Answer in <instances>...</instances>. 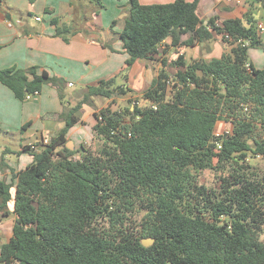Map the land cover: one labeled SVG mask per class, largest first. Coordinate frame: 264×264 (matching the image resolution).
<instances>
[{"label": "trees", "instance_id": "trees-1", "mask_svg": "<svg viewBox=\"0 0 264 264\" xmlns=\"http://www.w3.org/2000/svg\"><path fill=\"white\" fill-rule=\"evenodd\" d=\"M200 1L128 0L121 32L128 58L118 75L125 77L136 60L157 55L167 38L174 46H194L218 35L230 49L210 60L186 62L182 55L163 60L142 92L147 105L96 111L93 128L105 141L100 154L86 146L56 149L80 120L76 112L83 104L135 94L118 84V75L89 85L70 106L64 80L46 70L0 69V82L19 100L54 84L67 123L48 143L23 147L33 160L17 175L14 195V182L0 181V214L16 216L13 236L0 244V264H264V174L252 176L247 164L252 154L264 156V140L257 138L264 127V68L249 58V49H264V41L248 14L220 23L213 16L204 23ZM76 21L51 19L65 40ZM222 118L231 122L232 132L217 137ZM227 164L218 189L198 183L200 171H223ZM148 237L155 241L146 247L142 239Z\"/></svg>", "mask_w": 264, "mask_h": 264}, {"label": "crops", "instance_id": "crops-1", "mask_svg": "<svg viewBox=\"0 0 264 264\" xmlns=\"http://www.w3.org/2000/svg\"><path fill=\"white\" fill-rule=\"evenodd\" d=\"M100 1L104 5L102 8L91 0H0V69L38 66L39 70H46L50 76L63 79L64 90L75 88L68 95V104L74 106L89 85L120 74L128 58L121 32L125 27L129 2ZM139 1L142 4H153L174 0ZM78 5H81L79 12L76 11ZM107 11L113 14L110 22L103 20L102 15ZM198 14L204 23L213 16H218L220 23L225 19L243 18L248 14L257 26L264 25V0H201ZM36 17L41 20L37 21ZM53 17L68 23L77 19V25L68 40L56 35V25L51 22ZM7 20H12L14 25L9 26ZM18 20L21 22L17 23ZM114 20L116 22L112 27ZM259 33L264 41V29L259 30ZM215 38L207 45L196 43L194 46H174L172 39L167 38L161 43L157 55L148 60H136L127 69L126 76L121 75L124 80L118 84L125 83L137 96V93H142L151 85L163 66V60L170 62L179 55L186 62L198 58H220L230 47L220 36L216 35ZM105 42L113 49L106 47ZM205 46L208 49H204ZM249 58L255 67L264 68V53L260 49L250 48ZM133 96L131 93L116 94L107 100L98 101V98H94L90 104H83L76 112L80 120L66 134L64 148L73 151L82 146H94L97 141L93 128L97 122L94 113L107 106L115 109L122 100ZM114 100H117L116 103ZM63 111L64 104L57 87L52 83H46L41 92L19 100L9 87L0 82V162L4 159L6 164L3 168L0 166V181L14 182L12 195L15 193L17 175L33 160L30 153L22 150L23 147L44 139L50 140L58 134L67 124L61 115ZM225 127L230 126L220 119L215 131ZM9 208L13 210V202L9 203ZM15 222L16 216L13 213L6 217L0 214V244L5 243L1 241L3 237L7 238V242L11 239Z\"/></svg>", "mask_w": 264, "mask_h": 264}, {"label": "rangeland", "instance_id": "rangeland-1", "mask_svg": "<svg viewBox=\"0 0 264 264\" xmlns=\"http://www.w3.org/2000/svg\"><path fill=\"white\" fill-rule=\"evenodd\" d=\"M18 14H23V13H18ZM41 15L43 16V13ZM112 15L113 14L110 13V11L105 12L102 15L103 20H105V22L112 21V20H110L111 19L110 17H113ZM204 49H208V47L205 46ZM256 49H260L264 53V49L262 47H256ZM200 52H203V50L200 49ZM191 60H189L188 62H190ZM169 70L172 74H174L176 72V68L171 67V66H169ZM122 80H124V77H122L121 75H118V77H117L118 83H120ZM64 91H65L64 94H65L66 98H69L68 95L71 94L72 92H74L75 88H66V90H64ZM96 98H98V101L107 100L106 98H103V97H96ZM114 101L116 103L117 100H114ZM134 102H136V104L139 106L147 105V102H146V100H144L142 93H139V94L137 93V96L134 94V96L128 100H122L120 103H118V105L115 107V109H119V108L123 109L126 106H132V104ZM221 121L231 127L230 121H226L223 118L221 119ZM257 138L264 140V127L260 126L259 129L257 130ZM104 146H105V141H104L103 137L97 135L96 144L94 146H90L89 148L88 147L87 148L92 150L95 154H100L102 152V149L104 148ZM78 156H80V154L74 155V158H77ZM247 164L250 166L248 173H250L252 176L255 175L254 177H257V178L258 177L260 178L263 176V174H264V156L263 155H261V157H257L256 155H253V154L250 155V157L247 160ZM229 169H230V167L227 164V167L223 171L222 170H216V169L202 170L198 174V183L204 184L208 188L218 189L220 186V176L227 174ZM260 239L264 241V226H263L262 232L260 233ZM1 241L7 242V238L3 237Z\"/></svg>", "mask_w": 264, "mask_h": 264}, {"label": "built area", "instance_id": "built-area-1", "mask_svg": "<svg viewBox=\"0 0 264 264\" xmlns=\"http://www.w3.org/2000/svg\"><path fill=\"white\" fill-rule=\"evenodd\" d=\"M223 1H226V2H241L242 0H223ZM36 20L37 21H40L41 20V18L40 17H36ZM7 22H8V25L9 26H13L14 25V22L12 21V20H7ZM21 22V20H18L17 21V23H20ZM258 29L259 30H262V29H264V25L263 24H259L258 25ZM36 93H39V92H36ZM136 104V102H134L133 104H132V107L134 106ZM245 109L247 110L248 108L247 107H245ZM231 132H232V127H225L223 130H221V131H215V135L217 136V137H221V136H223V135H227V134H231ZM49 142V139H44L43 140V143H48ZM216 147L218 148V149H221V141H216ZM32 148H35V144H31L30 145ZM257 157H261V154H257L256 155Z\"/></svg>", "mask_w": 264, "mask_h": 264}, {"label": "water", "instance_id": "water-1", "mask_svg": "<svg viewBox=\"0 0 264 264\" xmlns=\"http://www.w3.org/2000/svg\"><path fill=\"white\" fill-rule=\"evenodd\" d=\"M65 147V144L59 146L56 151L63 149ZM155 239L152 237H148V238H143L142 239V244L146 247L151 246L154 243Z\"/></svg>", "mask_w": 264, "mask_h": 264}]
</instances>
